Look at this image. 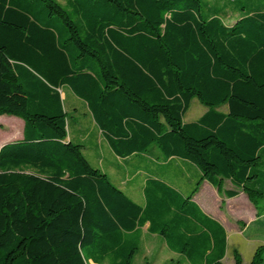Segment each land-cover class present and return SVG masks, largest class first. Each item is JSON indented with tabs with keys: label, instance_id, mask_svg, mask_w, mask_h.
<instances>
[{
	"label": "trees",
	"instance_id": "obj_1",
	"mask_svg": "<svg viewBox=\"0 0 264 264\" xmlns=\"http://www.w3.org/2000/svg\"><path fill=\"white\" fill-rule=\"evenodd\" d=\"M65 90L114 155L164 160L144 205L69 139ZM194 99L206 111L184 123ZM4 115L23 128L0 148V264H133L145 227L187 264H223L225 231L192 197L228 181L264 204V0H0ZM181 164L199 175L186 194Z\"/></svg>",
	"mask_w": 264,
	"mask_h": 264
},
{
	"label": "crops",
	"instance_id": "obj_2",
	"mask_svg": "<svg viewBox=\"0 0 264 264\" xmlns=\"http://www.w3.org/2000/svg\"><path fill=\"white\" fill-rule=\"evenodd\" d=\"M70 103L74 110L76 103L73 100ZM83 105L81 106L83 107ZM87 115L89 116L88 122H80L76 128L71 130L69 127V139L82 142L85 145L87 142H93V153L85 151V154L91 157L94 165L106 173L109 179L130 199L140 206L144 205L143 188L145 183L151 175L154 176L157 173L155 166L164 163V160L160 157L150 158L141 155L127 158L117 157L96 130L88 110ZM86 125L90 128L88 129ZM21 138L22 132L17 140ZM158 178L167 182L169 180L168 177L158 176ZM198 179L199 175L193 168L181 164L178 172L175 170L173 183L170 182V184L180 193L186 194ZM225 183L228 186H225ZM231 190L233 187L228 181L221 182L220 186L203 181L192 197V201L202 213L219 223L225 231L226 253L222 260L223 264H234V259L233 262H226L229 256V247L234 243L254 245V253L255 249L257 250L264 244L257 239L264 236V204H253L242 192H238L233 198L227 197L225 193ZM162 244L171 257L176 259L172 264H187L181 256L170 252L163 241ZM253 255H250L251 259L249 258L246 263L244 258H241L242 264H250Z\"/></svg>",
	"mask_w": 264,
	"mask_h": 264
},
{
	"label": "rangeland",
	"instance_id": "obj_3",
	"mask_svg": "<svg viewBox=\"0 0 264 264\" xmlns=\"http://www.w3.org/2000/svg\"><path fill=\"white\" fill-rule=\"evenodd\" d=\"M61 97L64 100L65 110L67 111L66 121L67 123H70V130L76 128V125H78L80 122H88L89 116L87 115V109L84 105L83 107L81 106L83 103L80 100L75 98L72 93L67 90H65V94L63 92L61 93ZM71 100L76 103L74 110L72 104L70 103ZM205 111L206 108L196 99L192 100L188 111L184 115V123L196 121L204 114ZM220 111L227 112V107L220 108ZM87 127L88 129L90 128L89 126ZM22 128L23 121L20 118L7 115L0 116V139L2 138V144H0V148L9 142L11 143V141L17 140V137H20ZM226 184L227 183H225V186H228ZM257 239H259L260 243H264V236ZM259 248H264V244H262V246ZM253 250L254 245H240L238 243H234V245L229 247V256L226 262H233L234 253H237L240 258H244L246 263V261L249 260L250 255H253ZM175 261L176 259L172 258L171 254L166 251L164 245L162 244V239L147 235L146 228H144L142 232L141 251L140 254L135 258L133 264H172V262Z\"/></svg>",
	"mask_w": 264,
	"mask_h": 264
}]
</instances>
